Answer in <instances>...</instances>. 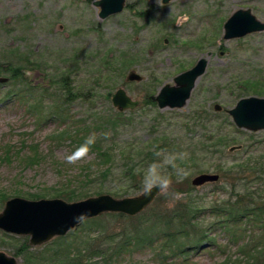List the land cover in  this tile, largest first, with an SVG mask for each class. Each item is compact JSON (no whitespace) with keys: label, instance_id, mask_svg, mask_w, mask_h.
<instances>
[{"label":"rangeland","instance_id":"obj_1","mask_svg":"<svg viewBox=\"0 0 264 264\" xmlns=\"http://www.w3.org/2000/svg\"><path fill=\"white\" fill-rule=\"evenodd\" d=\"M94 1L98 0H0V67H6L11 61L13 66L18 63L17 56L13 55L15 51L39 64L26 73L25 86H15L9 73L0 72V77L9 79L7 83H0V192H6L8 200L15 198L17 192L37 194L58 186L64 176L80 172V167L94 158L90 154L85 161L69 164L66 158L75 151L73 146L69 141L58 143L52 139L58 128L51 116L52 107L66 98L60 91L63 73L68 75L67 82L74 93L72 102L64 104V111L79 120L91 113L118 112L112 99L120 89L138 101V107L123 112L130 123L122 129L121 138L122 143L137 145L154 136L151 125L156 117L163 115V128H168L172 138H179L185 144L193 135L182 128L183 119L194 111L206 110L212 118L222 121L240 98L256 96L241 95L239 90L245 81L261 79L264 75V33L239 40H224L223 36L225 22L240 9L250 8L264 21V0H172L167 5L162 0H126L124 11L106 20L99 18L100 10L93 6ZM127 54L135 60L124 67ZM200 58L209 59L208 69L184 108L161 110L156 102V106L149 104L151 96L155 99L165 85H174L175 77L190 70ZM110 59L113 66L107 71L103 65ZM132 71L140 74L143 81L128 82L127 75ZM100 73L110 81H103L99 86L96 80L101 77ZM10 92L14 93L10 95ZM215 104L224 110L215 112ZM47 117L52 118L46 120ZM229 118L232 126L227 135L235 139L234 146L242 149L231 153L233 146H230L226 149L228 155L221 160L197 161L186 166L191 174L181 183L173 180L168 193H160L138 216L115 219L103 215L94 225L82 223L64 236L65 239L56 237L37 247L30 246L29 236L10 235L0 230V252L15 257L19 264L59 262L64 259L63 252L75 259L71 264L223 262L219 252L208 250L211 248L208 240L202 243V248H188L177 256L173 253L176 246L169 248L165 235L156 242L152 233V240L148 241L143 239L144 234L138 233V227H144L151 214L158 210H172L176 204L187 203L201 209L198 222L209 231L208 239L225 246L227 235L220 229L219 217L209 212L221 201L230 199L234 192L216 165L220 162L228 168L229 162L233 165V161L245 157L254 159L264 151V131L252 133L238 129ZM257 142L261 144L256 145ZM122 143L117 145L121 147ZM204 173L219 174L220 181L194 187L192 180ZM251 178L249 186L255 188L257 182ZM187 184L193 187L189 193H185L190 191ZM120 186L119 178L113 177L102 185L96 183L92 189H103L104 194L111 195ZM141 193L142 190L130 191L118 198ZM176 193L181 194L179 198H175ZM145 229L150 233L154 228L148 225ZM166 230L172 233L183 229L177 226V220L172 229L156 228L163 233ZM178 236L176 240L181 244L193 243V240L188 242L185 234L178 233ZM135 237L141 238L146 246L138 250L129 247L130 252L123 256L107 258L101 257L97 250L112 247L114 243L125 245V241H134ZM23 244L28 246L27 251H23Z\"/></svg>","mask_w":264,"mask_h":264},{"label":"trees","instance_id":"obj_2","mask_svg":"<svg viewBox=\"0 0 264 264\" xmlns=\"http://www.w3.org/2000/svg\"><path fill=\"white\" fill-rule=\"evenodd\" d=\"M13 55L17 56L16 62L18 63L13 66L11 64L13 61H11L6 67H0V72L9 73L10 80L15 86H25L26 73L28 70H34L39 67V64L32 61L28 56L21 57L17 51ZM134 60L135 57L131 59L128 54L124 55V67L130 62H134ZM111 61L112 59L104 62L103 66L108 69L107 71L112 69L113 62ZM22 62L27 65H20L19 63L22 64ZM100 74L101 77L96 80L97 85L100 86L103 81H110L108 77H104L103 73ZM67 79L68 75L63 73L60 81V91L64 96L66 95V98L64 97L62 103L53 105V110L51 109V116L58 124L56 132L52 134V139L58 143L69 141L73 148L76 149L84 143L87 137L95 134V144L91 149V155L94 158L90 162L83 164L80 167V172L64 176L58 186L51 187L37 194L17 192L14 194L15 197L24 196L36 200L60 198L67 202H77L104 194L103 189H92V186H95L98 182L102 185L109 178L118 177L121 186L110 193L118 198L128 195L130 191L137 192L142 190L143 171L149 163L156 159L155 151L165 149L169 152L189 153V158L181 165V167H186L191 163L195 164L197 161L221 160L224 155H228L226 149L236 145L234 143L235 139L232 140L227 135V130L232 126L229 116L224 115L222 121H219L216 117L212 118L206 110H196L183 119L182 128L188 135H193L190 137L189 143L184 144V142L179 141V138H172L167 131L168 128H163V115L153 120L151 129L155 134L143 145L128 142L122 143V129L128 127L130 123L127 122L128 119H126V115H123V112L111 110L104 115L102 113H91L87 118L79 120L64 111V104H70L72 102L70 98L74 96L71 84L67 82ZM239 91L242 93L241 95L264 97V75L261 79L245 81ZM12 93L14 92L9 94L11 95ZM149 104L156 106L154 96L150 97ZM52 117H47L46 120ZM119 143L123 145L120 147L117 145ZM258 143L261 144V142L255 144L257 145ZM233 163V165L226 168L219 162L216 165V170L223 172L222 177L230 181L234 195L230 196L231 198L227 201L218 203L209 212L219 217V222L222 224L220 229L227 235L225 246H219L214 239H208L209 231L204 229V224L198 222L201 217V209L192 207L187 203L176 204L172 210H158L152 213L149 220L144 223L145 226L138 227L140 229L138 233L144 234L143 237L145 238L143 239L148 241L153 233L156 236V242L165 235L166 244L169 245V248L176 246V251H173V253L177 256L186 252L188 248H202V243L208 240L211 244V248L208 250L219 252L224 258L223 262L216 264H264V151L256 155L254 159L245 157L235 162L233 161ZM250 177L253 179L252 182H257L255 188L249 186L251 183ZM172 178L176 182L174 173ZM186 187L190 191L185 193H189L193 189L189 184ZM8 199L9 196L6 192H0V209ZM108 216L116 217L115 219L127 217L123 214H107L103 217ZM98 219L85 221L83 225H94L95 222L99 221ZM101 219L103 218L101 217ZM176 220L177 226L183 230L172 233L170 230H166L164 233L156 231V228H161L162 226L172 229ZM219 222L216 224H219ZM148 225L154 228L150 233L145 229ZM178 233L185 234L186 239L189 240L188 242L193 240V243L190 244L191 246H186L187 244H181L176 240L179 237ZM144 246L146 245L141 238L135 237L134 241L131 239L125 241V245L114 243L112 247L97 248V250L101 257L107 258L113 255L123 256L130 252V248L138 250ZM22 248L23 251L28 250V246L25 244L22 245ZM61 255L64 256L62 261L52 262L51 264H71L75 260L70 257V254L65 252L61 253ZM68 257L71 259H68ZM33 264L39 263L34 261Z\"/></svg>","mask_w":264,"mask_h":264},{"label":"water","instance_id":"obj_3","mask_svg":"<svg viewBox=\"0 0 264 264\" xmlns=\"http://www.w3.org/2000/svg\"><path fill=\"white\" fill-rule=\"evenodd\" d=\"M171 0H162L164 5ZM93 6L99 9V18H107L120 14L126 7V0H98ZM264 24L260 22L251 10H238L224 24V40L242 38L248 34L263 31ZM208 59L201 58L190 70L181 73L174 79V85H165L155 97V102L161 110H181L191 98L198 80L207 72ZM9 81L0 77V83ZM128 82L140 83L143 77L132 71L127 75ZM113 106L119 112L133 110L139 102L133 101L124 91H117L112 99ZM221 105L215 104L214 111L222 112ZM238 129L252 133L264 131V98L246 97L238 101L236 106L227 111ZM242 146H233L230 152L241 150ZM220 181L219 174H201L192 180L194 187L215 184ZM160 195L154 190L150 196L140 195L115 198L109 194L90 197L77 202H67L63 199H40L32 201L20 197L8 200L0 213V230L15 236H29L31 247L44 245L56 237H64L87 220L101 217L105 214H123L136 217L148 209ZM85 214L86 218L77 222L76 217ZM0 264H19L15 257L0 252Z\"/></svg>","mask_w":264,"mask_h":264},{"label":"clouds","instance_id":"obj_4","mask_svg":"<svg viewBox=\"0 0 264 264\" xmlns=\"http://www.w3.org/2000/svg\"><path fill=\"white\" fill-rule=\"evenodd\" d=\"M95 144V134L87 137L83 144L75 149L67 158L69 164H78L89 158L91 149ZM156 159L149 163L143 171L142 192L145 196H150L154 190L159 193H168L173 183V173L176 176V182H183L190 174V169L181 167V165L189 158L187 152H169L160 149L154 153ZM231 166V162H229ZM181 194L176 193L175 198H179ZM86 218L85 214H81L75 219L81 222Z\"/></svg>","mask_w":264,"mask_h":264},{"label":"flooded vegetation","instance_id":"obj_5","mask_svg":"<svg viewBox=\"0 0 264 264\" xmlns=\"http://www.w3.org/2000/svg\"><path fill=\"white\" fill-rule=\"evenodd\" d=\"M171 1H172V0H171ZM169 3H170V2H169ZM169 3H168V4H169ZM166 5H167V4H166ZM241 10H251V11H252V9H250V8L241 9ZM252 14H253V11H252ZM253 15H254V14H253ZM254 16H255V15H254ZM256 18H257V17H256ZM257 19H258V18H257ZM258 20L264 24V21H262V20H260V19H258ZM263 33H264V30H263V31H259V32H255V33H252V34H248V35L245 36V37L237 38V39H233V40H239V39H243V38H246V37L257 36V35H261V34H263ZM199 44H201V43H199ZM196 46H197V44H196ZM200 59H201V58H200ZM200 59H199V60H200ZM207 59H208V58H207ZM199 60H198V61H199ZM198 61H197V62H198ZM208 61H209V59H208ZM196 64H197V63H196ZM196 64H195V65H196ZM195 65H194V66H195ZM208 65H209V62H208ZM194 66H193V67H194ZM193 67H192V68H193ZM192 68H191V69H192ZM207 69H208V67H207Z\"/></svg>","mask_w":264,"mask_h":264}]
</instances>
